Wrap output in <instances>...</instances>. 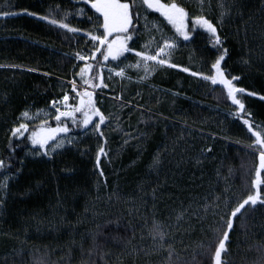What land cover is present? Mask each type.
Listing matches in <instances>:
<instances>
[{
	"label": "trees",
	"instance_id": "obj_1",
	"mask_svg": "<svg viewBox=\"0 0 264 264\" xmlns=\"http://www.w3.org/2000/svg\"><path fill=\"white\" fill-rule=\"evenodd\" d=\"M172 2L189 13L192 39L165 20L166 38H177L169 60L177 67H155L139 81L107 74L106 67L124 68L137 79L126 65L139 58L103 60L88 35L101 34L103 18L85 0H0V264H214L231 211L256 190L259 155L244 121L264 135V0H205L220 45L193 23L191 7ZM133 24L129 47L143 51L140 17ZM81 53L96 58L80 62ZM220 55L224 76L244 90L236 93L243 109L222 84L204 79L216 75ZM73 81L85 87L78 93H93L105 123L83 136L90 125L62 118L79 142L28 157L36 148L31 132L58 122L27 123L28 131L13 137L17 117L28 108L56 115L50 102L71 92ZM76 97L70 106L79 104ZM100 148L107 155L97 164ZM260 193L264 199V184ZM226 248L223 264H264V205L237 214Z\"/></svg>",
	"mask_w": 264,
	"mask_h": 264
},
{
	"label": "snow or ice",
	"instance_id": "obj_2",
	"mask_svg": "<svg viewBox=\"0 0 264 264\" xmlns=\"http://www.w3.org/2000/svg\"><path fill=\"white\" fill-rule=\"evenodd\" d=\"M85 3L91 4V8L103 18L101 27L103 32L99 35L89 33L90 39L95 42L96 52L100 53L104 61L111 59L112 61H121L122 57H126L127 53L133 52V49L129 47V41L132 40L133 35L129 31L130 29H135L133 24V18L136 17L137 21L139 20V13L133 12L135 7V0H128V2H121V0H85ZM141 6L145 8V11L151 10L152 12L158 13L163 17L172 27L175 29L176 33L183 38L184 41H189L192 39L191 31L194 29L189 28V13L186 9L175 2H162V0H140ZM202 3V0H201ZM83 11V10H81ZM4 15H8L5 13ZM50 23H57L55 20L49 21ZM193 23L198 25L200 28L204 29L206 32L211 33L214 37L215 44L220 45L221 40L217 34L216 27L204 16H197L194 18ZM61 28H68L71 32H76L78 29L69 28L67 24L60 23ZM111 38V39H110ZM177 47V44L174 40L164 39L158 44L155 48V51H152L149 44H145V51H135V56L139 58L136 64L126 65V67L143 69L145 75L142 79H147L151 74L152 70L155 67L167 66L170 68L177 67V65L169 62L171 51ZM101 49L103 51L101 52ZM226 53L227 50L224 49ZM80 60L86 59H95L96 54L93 53L89 57L77 54ZM224 60V55H220L219 58L215 61L212 67L215 69L216 75L213 77L205 76L204 79H211L213 85L219 83L227 89V94L231 97L234 104H239L240 108L243 109L244 105L236 98L237 92L244 91L234 87L232 81L227 79L224 76V73L221 70V62ZM123 63V61H121ZM92 65H87L86 68L80 70V76L84 79L87 73L91 72ZM119 67V65H117ZM183 71H188L184 68ZM110 72L112 69L109 70ZM193 76L198 75L197 73H191ZM115 75L125 77V69L120 68V70L115 71ZM130 79V77H128ZM100 86H105L103 84V77H99ZM233 80L238 79V77H233ZM84 83L90 87H96L97 85L93 84L91 80H84ZM73 91H75V82H73ZM80 96L79 104L77 106L68 105L69 96L65 95L63 97L62 103L65 105L66 110L61 111L59 108H56L55 120L58 122V126L54 128H46L44 125H41L37 130H34L30 134V141L32 145L38 146L39 149H43L44 155H48V145L51 141L56 140L57 136L61 133L64 134L60 140L56 142L51 151H55L57 148H62L66 142L67 134L70 129L67 124H62V118H66L72 121L73 124L79 123L83 128H88L95 117H99V120L96 124H93V129L99 131L100 125L105 123V116L96 108L93 93L85 91L84 93H77ZM86 98V99H85ZM53 107H56L55 102H53ZM82 113L83 120L77 121L76 113ZM23 117L27 120L33 119V117L25 111ZM248 125V131L251 132L252 136L255 137V142L251 147L259 155V168L256 171V179L254 181V188L256 189L253 194L247 196L241 203H239L233 211H231V218L226 222V230L223 232L222 237L219 239L213 253L214 264H223L222 254L227 251L226 242L228 241V233L232 230L233 219L245 208L246 205L255 206L257 203L264 205V199H261L260 186L264 184V179L261 178V172L264 171V135L259 130H253L252 125L249 124L247 120L244 121ZM44 124H47V121H44ZM29 125L27 123H21L12 131V136L22 137L24 132L28 131ZM102 136L103 133L100 132ZM68 143H71V140H67ZM211 151V149H209ZM100 155H107L104 148L99 149L97 156V164H99ZM159 164L157 159L154 162V166ZM4 167V162L0 161V168ZM102 174V173H101ZM6 186V184H5ZM182 216H178L177 219H181ZM155 231L159 235L161 241L164 239V234L159 232V226L156 227ZM155 239V236L153 237ZM170 258V257H169Z\"/></svg>",
	"mask_w": 264,
	"mask_h": 264
},
{
	"label": "rangeland",
	"instance_id": "obj_3",
	"mask_svg": "<svg viewBox=\"0 0 264 264\" xmlns=\"http://www.w3.org/2000/svg\"><path fill=\"white\" fill-rule=\"evenodd\" d=\"M167 1V0H166ZM181 2H183V4L187 5L188 7H191V15L195 18L197 16H204L205 18H207L209 21H210V11L208 10L207 8V4L205 2V0H202V3H201V0H179ZM121 2H128V0H121ZM135 3L138 7V10H139V14H140V20L142 21V26H143V31H142V34H143V39L142 41H140V46L142 48L143 51H145L146 49L144 48V45L145 44H149L150 48L152 51H155V48L158 44L161 43L162 40L164 39H167V40H174L176 42V36L172 34V36H169L168 38H166L167 36V28H164L163 25H164V22H165V19L163 17H161L160 15L159 16H156L155 12H152L151 10H148L147 12L145 11V8L143 6H141V3H140V0H135ZM164 19V20H163ZM211 22V21H210ZM212 23V22H211ZM98 24H99V27H101V24H102V20L101 19H98ZM171 25V24H170ZM173 28V27H172ZM101 29H103L101 27ZM103 30L99 31V33H102ZM99 35V34H98ZM93 42V41H92ZM94 43V42H93ZM177 44V43H176ZM173 51V50H172ZM171 51V52H172ZM132 55H135V50H133V52H130L129 54ZM131 68V67H130ZM112 69V71L110 72L109 70ZM132 70H136L138 71L139 74V78H131L130 79H133V80H139V81H144L145 79H142V77L145 75L143 69H136V68H131ZM105 71L107 72V74H109L110 76L112 77H117L119 79H121V77H118L115 75V71H117V68H113V67H106L105 68ZM127 70L125 69V77H129V74H127ZM153 72H151V74L148 76V78L152 75ZM129 80V78H128ZM74 82V81H73ZM73 82H71L73 84ZM71 84V85H72ZM77 84L75 83V91H77ZM72 88H73V85H72ZM121 97V96H120ZM122 98V97H121ZM116 100H118L116 98ZM119 101V100H118ZM121 102L123 103H127L130 105V103L128 102H125L123 101V99L121 100ZM69 105V104H68ZM58 106V105H56ZM61 111H65L66 110V107L65 105L61 104L59 105L58 107ZM50 116L54 117L55 116V113L51 114ZM46 115L42 116V121H47V118H45ZM45 118V119H44ZM34 123V121L32 120H27V119H22L21 120V123ZM95 124V122H92V124H90V129L86 132L85 136L86 135H93L95 134V129H93V127L91 125ZM41 126V125H40ZM39 126V127H40ZM44 127H46L44 125ZM50 126L46 127V128H49ZM57 127V126H56ZM51 128H54V127H51ZM62 137H64V134L61 133L60 135L57 136L56 140L54 141H51L48 145V153L49 154H55L57 151L59 150H62L66 147H69V146H73L75 145L76 143L79 142V137L77 135H74V134H71L70 132L67 134V138H66V142L64 144V146L62 148H57L55 151H51V149L54 147V145L56 144V142L58 140H60ZM70 139L71 140V143H68L67 140ZM37 147V146H36ZM43 149H31L30 151H28L27 153V156L28 157H39L41 155H43ZM10 180V178L6 177L3 181H2V186H3V189H5V184L7 185L8 181ZM5 186V187H4Z\"/></svg>",
	"mask_w": 264,
	"mask_h": 264
},
{
	"label": "bare ground",
	"instance_id": "obj_4",
	"mask_svg": "<svg viewBox=\"0 0 264 264\" xmlns=\"http://www.w3.org/2000/svg\"><path fill=\"white\" fill-rule=\"evenodd\" d=\"M95 43V42H94ZM176 49V48H175ZM174 49V50H175ZM80 55H83V56H86V57H88V55H84V54H80ZM77 60L78 61H80V62H89L88 61V59H86V60H80L79 58H78V55H77ZM119 70V69H118ZM117 70V71H118ZM73 85V84H72ZM77 91H73L72 89H71V92H67V93H65L62 97H60V98H58V99H55V100H53V101H51L50 102V106H51V108L52 109H56V108H58L59 107V105H61V104H63L62 103V101H63V97L65 96V95H67V96H69V100H68V104L70 103V101H71V99L72 100H76L77 99V93L79 92L78 91V89H80V88H85V87H82V86H80V85H78L77 84ZM87 90H88V88H86ZM101 94V93H100ZM101 95H106V94H101ZM117 99L121 102V100H122V98L120 97V96H118L117 97ZM53 102H55V105H58V106H56V107H53ZM64 105V104H63ZM70 105V104H69ZM131 105V104H130ZM49 106V107H50ZM133 106V105H132ZM48 107V106H47ZM25 111H27L32 117H33V119H31L32 121H34V123L35 122H41L42 121V116H44V115H46V117L45 118H47V119H50L52 116H50L52 113H53V111L52 110H50V109H46V108H39V109H31V108H28V109H25L24 110V112ZM24 112H22L18 117H17V119H16V123H21V120L22 119H24V117H23V113ZM54 114V113H53ZM44 118V119H45ZM31 123V122H30ZM28 124H29V122H28ZM87 132V131H86ZM95 132H96V130H95ZM85 134L86 133H84V135L83 136H85ZM82 138V137H81ZM70 147V146H69ZM35 149H39L38 148V146L35 148ZM34 149V150H35ZM60 151V150H59ZM58 152V151H57Z\"/></svg>",
	"mask_w": 264,
	"mask_h": 264
}]
</instances>
